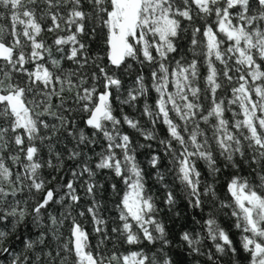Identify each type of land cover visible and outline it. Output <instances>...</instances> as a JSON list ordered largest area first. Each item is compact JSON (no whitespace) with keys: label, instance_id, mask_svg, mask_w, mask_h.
Returning a JSON list of instances; mask_svg holds the SVG:
<instances>
[{"label":"snow or ice","instance_id":"1","mask_svg":"<svg viewBox=\"0 0 264 264\" xmlns=\"http://www.w3.org/2000/svg\"><path fill=\"white\" fill-rule=\"evenodd\" d=\"M134 65L139 71L123 96L121 77ZM144 68L157 93L154 107H143L151 129L114 114V101L130 105L148 95ZM158 121L166 129L158 143L190 207L216 199L214 184L201 188L199 161L213 177L235 170L231 202L219 206L231 209L239 249L211 213L205 226L215 253L202 252V238L188 231L180 246L210 264H219L216 254L239 264L241 251L248 264H264V0H0V264H174L161 209L120 130L157 140ZM160 161L152 154L149 164L168 189ZM102 172L125 186L115 205L120 224L110 232L138 251L103 250L111 237L97 200ZM110 187L119 194L116 183ZM164 204L175 207L171 190ZM86 215L95 248L77 219ZM29 218L38 232L18 249L12 238Z\"/></svg>","mask_w":264,"mask_h":264},{"label":"trees","instance_id":"2","mask_svg":"<svg viewBox=\"0 0 264 264\" xmlns=\"http://www.w3.org/2000/svg\"><path fill=\"white\" fill-rule=\"evenodd\" d=\"M183 45L187 46V40L183 42ZM189 58H191L190 53ZM136 71H139L138 65H134V70L131 75H123L121 77L123 81V96H126L127 90L133 86ZM201 73L204 74L203 67L201 68ZM143 74L145 76L146 84L149 87L148 95L146 97H141L134 104L130 105H121L118 101H114V114L121 119L123 115L126 114L130 118L138 120L142 128L151 129L152 125L149 121V118L143 115V107L145 102L154 107L157 93L151 88L149 69L144 68ZM169 90L174 91V88L170 86ZM220 94L224 95V93ZM227 97H230V92L227 93ZM232 108L238 111L237 106L233 105ZM226 117L231 120L232 113L230 111L227 112ZM239 118L242 119L243 117L241 116ZM80 126L83 127L82 122ZM120 130L121 132L127 133L131 137L133 146L136 148V159L140 166L144 169L145 192L146 194L153 196L157 207L161 209L157 218L164 223L169 233V238L173 240V244L169 249V254L172 257L174 264H210L206 255H190L187 246H180L181 242L179 240V234L183 231L191 232L194 236L199 234V236L202 238V252L207 253L209 250H211L213 253H215L214 243L210 238H208L207 227L205 226V221L209 218L210 213L215 217L220 226L229 232L230 238L233 240L235 246L239 249L241 234L239 230L234 227L235 218L230 215L231 209L220 208L219 206L221 201L225 203L231 202L230 195L227 192V182L235 170L224 169V171L219 174L218 177H213L207 169L205 163L203 161H199L197 167L201 172V188H203L205 184H214L216 189V199L213 200L211 197H205V202L202 209L192 208L188 204V199L183 189V185H181L176 179L173 165L170 163V157L164 155L163 148L158 143L159 139H163L166 136L165 126H163L159 121L157 122V140L152 141L145 140L139 135V133H137L134 129L129 128L127 125H122ZM141 144L145 145V147H139ZM149 144L152 145L151 148L147 147ZM69 147H71V144H69ZM96 151H100L99 146L96 147ZM156 153H158L161 157L158 170L164 174V183H167L168 189H165L163 184L157 181V169H153L149 164L150 156ZM49 173L50 170H44L45 176H48ZM242 174H246V171ZM98 179L100 183L104 185V188L98 189L97 195V200H99L102 205L100 214L107 221V228L109 229V234L111 237L110 241L107 242L103 247L105 254L108 255L112 252H116L118 255L122 256L127 255L132 251H138L139 248L137 246H130L122 243L118 234L110 232L111 228L120 224L118 219V209L115 207V205L119 202L121 196L123 195V191L125 189L124 184L119 179L112 177L111 174L107 172L100 173ZM53 183H55V181ZM112 183L117 184V190L119 194L114 193L111 189L110 185ZM167 190H171L176 197V205L171 210H169V208L164 204V198ZM80 195L84 197L82 189L80 190ZM89 203V199L84 197L81 201V206L87 207ZM50 210L54 213L58 212L59 206H52ZM177 213H179V215H177ZM73 215H76L75 211L73 212ZM77 219L90 234V243L93 248H95L99 238L93 232V224L90 217L87 215L85 217L77 216ZM3 227L4 225L0 224V228ZM62 231L65 237L69 235L67 223L65 224V227L62 229ZM37 232L38 229L30 223L29 218V222L17 229L16 234L12 238V242H14L16 247L19 249L22 247V245L19 243L20 239H26L29 236L34 238ZM48 243L55 246L57 242L53 239H49ZM216 255L219 259V264H234L233 259L230 256H220V254ZM236 260L239 262V264H248L246 254H244L242 251L236 257Z\"/></svg>","mask_w":264,"mask_h":264}]
</instances>
